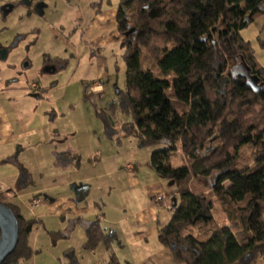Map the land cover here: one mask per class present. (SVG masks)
<instances>
[{"label": "trees", "instance_id": "obj_1", "mask_svg": "<svg viewBox=\"0 0 264 264\" xmlns=\"http://www.w3.org/2000/svg\"><path fill=\"white\" fill-rule=\"evenodd\" d=\"M118 3L126 84L117 88L118 102L94 108L110 140L134 137L138 148L166 145L152 151L150 166L174 181L177 206L171 203L172 217L159 229V242L176 264H253L264 258V89L255 92L247 84L243 62L263 85L264 67L242 31L264 16V0ZM143 51L155 68L144 66ZM84 87L85 99H93L90 84ZM118 110L132 119L118 121ZM244 145L261 150L253 166L239 160ZM179 148L186 163L175 167L171 153ZM195 179L203 183L196 190ZM10 193L0 190V202L18 219L19 241L2 264H20L35 253L30 237L39 220L27 219ZM240 223L242 235L234 228ZM191 226L202 233L185 234ZM115 243L117 236L99 218L90 223L85 250L104 246L108 264H122L112 251ZM67 256L78 264L73 250Z\"/></svg>", "mask_w": 264, "mask_h": 264}, {"label": "rangeland", "instance_id": "obj_2", "mask_svg": "<svg viewBox=\"0 0 264 264\" xmlns=\"http://www.w3.org/2000/svg\"><path fill=\"white\" fill-rule=\"evenodd\" d=\"M12 1L21 2V0H0V13L2 6ZM46 2L49 3L45 13L46 19H11L19 14L18 11L10 15L9 19H0V46L6 48L16 42L15 46L10 49L7 59L2 60L0 58V85H13L19 89L28 90L29 96L16 95L15 97L22 96V98L16 100L15 103H18L16 104L18 109H27L28 112L30 109L32 110L31 114L34 116L31 117V128L39 129V138L44 139L50 129L54 127L56 131L64 135L54 137L55 149L58 144L61 147L64 145L71 146L78 151L79 156L76 158L78 168L76 165L71 166L70 170L74 174L70 175L72 176L70 178L92 177L95 181L90 180L86 183L73 181L68 187L63 184L67 179V175H64L59 177L61 188L58 190L68 189L73 200L71 202L72 209L81 208L85 214H88L89 209L92 208V204H90V208L87 207L88 200L99 199L101 196L105 199L107 193L106 189L101 191L92 187L100 182L95 176L100 171H107L111 165L114 167L118 158L132 156L133 144L136 141L134 137L125 138L120 143L116 138L110 140L105 134L104 124L97 117L94 108V104L99 108H104L110 103L118 102L117 88L124 89L126 84L125 50L122 47V42L114 41L101 48L96 45L101 39L99 35L103 34V31L106 32L104 34L106 36L112 29L117 28L119 0H75L73 3L69 0H46ZM101 2L102 6L100 5ZM90 3L97 4L96 9L102 8L103 12L97 14L96 9L92 8ZM44 25L65 27L66 34H70L71 31L68 30L73 27L81 26V29L86 32L87 43L80 42L77 34H70L72 35V42H75L74 44L80 48L79 56L66 53L61 42L48 37L44 32L42 35L40 32H31L32 29L36 27L40 29ZM101 25L105 26L101 27ZM259 35L257 23L243 31V37L252 42L258 61L264 64V38L259 40ZM97 36L99 37L98 41L92 40ZM45 53L52 54L54 57L69 59L71 62L67 68L58 74H49L43 71L44 68L42 70L43 54ZM142 58L144 66L155 68L153 59L144 51ZM26 63L30 64L31 67H26ZM101 78H103V83L99 81ZM32 83H37L45 90L54 91L55 89V91L51 93L45 91L39 98L30 96L35 93L30 91ZM86 83L90 84V88L93 87V89L89 88V91L95 93L93 99L86 100L84 97V85ZM47 113L49 116L52 113L57 116L55 126L54 124L53 126L50 124L46 126L48 123L44 116L47 118ZM115 118L118 121L132 119L131 116L124 115L119 110L116 112ZM19 127L24 130L29 127V124L24 122ZM50 143L47 142L41 146L43 158L35 159L33 175L36 182H41L43 179L63 171V168L55 165V161L53 163V159H51L52 145ZM216 144L217 142H212L210 146ZM178 145L180 146V144ZM165 147L166 145L153 148H138L136 146L139 151L138 162L145 166L151 159L153 150ZM259 152H261L260 148L244 145L240 148L239 160L244 165L253 166ZM93 154H95V160L98 161L99 167L94 165ZM171 163L175 167L186 163L180 148L171 153ZM149 167L150 164H148L147 169ZM5 168V166H0V178H2ZM169 181L174 184V181ZM193 184L194 190L203 185L196 179ZM47 194L51 193L47 191L39 193V200L43 204L34 210H30L32 199L30 200L29 197L21 196L18 198L14 196L15 198H13V202L22 209V213L27 219L37 220L41 217V221L35 225L30 237V243L34 247L35 253L31 259L20 264H70L71 260L67 256L70 250L74 251L78 264H94L91 252L84 249L86 237L82 223H77L76 228L70 230V220H75V217L63 214V211L60 215L49 213L45 206L48 202ZM115 198L116 194L113 193L111 199L114 200ZM169 200L172 202V198ZM61 208L63 209L64 206ZM214 218L217 224L222 225L224 223L219 211L214 212ZM234 228L236 232L241 234L244 225L240 223V226L235 225ZM202 231L200 227L191 226L184 233H192L198 236ZM99 249L100 252L95 260L98 264H105L102 261V256L107 253V250L103 247ZM260 259L264 260V258H259L253 264H257Z\"/></svg>", "mask_w": 264, "mask_h": 264}, {"label": "crops", "instance_id": "obj_3", "mask_svg": "<svg viewBox=\"0 0 264 264\" xmlns=\"http://www.w3.org/2000/svg\"><path fill=\"white\" fill-rule=\"evenodd\" d=\"M69 1L73 3L75 0ZM90 5L94 9L97 8V4L90 3ZM100 5L102 6V2ZM102 12V8L96 9L97 14H101ZM255 23L258 24L259 28V40H263L264 16L258 18L253 24ZM103 26L105 25H101V27ZM79 27H73L68 31H71L70 33L72 34H77L80 42L84 41L87 43L86 32L81 29V26ZM116 27L107 33L106 36L104 35L106 32L103 31V34L99 35L101 36L99 41L98 36L92 40H97L96 45L100 48L114 41L122 42L123 36L118 31L117 19ZM59 28V26L44 25L43 30L47 33L48 37L55 38L58 42H61L66 53L79 56L80 48L74 44L75 42H72V35L69 37L63 35L59 31ZM74 28H76V31L73 30ZM65 60L68 61V64L71 62L69 59ZM260 64L264 67L262 62ZM99 81L103 83V78L99 79ZM101 87L103 88V86ZM90 89H93V87ZM31 90L35 94H43L45 91L51 93L53 91L45 90V88L39 85L37 90ZM16 95L29 96L28 90H22L13 87V85H0V166L6 167L3 170L4 174L2 178H0V190H11L10 196L12 198L22 196L29 197L30 200L34 198L40 199L39 193L50 192V196L47 194L48 202L45 204L48 212L60 215L63 211V214L75 217V220H70V230L75 229L77 223H82L85 237L90 223L99 218L101 226L106 231H113L117 236L119 244L115 243L112 251L115 252L122 264H176L170 249L162 246L158 240V231L170 222L172 212L163 206V203H158L155 200L157 196H163L167 201H170V198L173 199L175 184L162 178L151 166L147 169L150 160L145 166L138 162L139 151L136 149L137 141L133 144L132 156L118 158L114 167L111 165L107 171H100L95 176L100 182L92 187L101 191L106 189L107 193L105 199L101 196L99 199L92 198L88 200L86 205L90 208V204H92V208L89 209L88 214H85L81 208L78 210L72 209L71 202L73 200L71 195H69L68 189H64V191L58 190L61 188L59 177L67 175L66 182L63 184L68 187L73 181L86 183L87 181L95 180L92 177L70 178L72 177L70 175L74 174L70 170L71 166L76 165L78 168L76 164V158L79 156L78 151L71 146L64 145L61 147L58 144L55 149L54 137L57 135L62 137L64 135L56 131L54 127L50 129L44 139L39 138V129L31 128V117L34 116L31 114L32 110L30 109L28 112L27 109H18L16 105L18 103H15V101L20 100L22 96L15 97ZM47 116V118L44 116L48 123L46 126L49 124L52 126L54 124L55 126L57 116L53 119H51L48 113ZM24 122L29 124V127L23 130L19 125ZM44 140L45 142H43ZM47 142H51L50 144L52 145V155L51 152L50 155L53 163L55 161V165L57 164L62 167L63 171L54 176L47 177L41 182H36L33 175L35 169L34 162L36 158H43L41 146ZM94 155L92 158L95 163L94 165L95 167H99ZM27 172L29 176L26 174ZM192 185H194L193 182ZM113 193L116 194L114 200L111 199ZM42 204L40 203L41 206ZM61 206H64V208L62 209ZM37 220L40 222L41 217ZM100 247L105 248L104 246H99L96 250L89 251L94 258V264H98L95 258H97L100 252ZM106 250L107 253H104L102 256V261L108 264L110 250ZM257 264H264V260L260 259Z\"/></svg>", "mask_w": 264, "mask_h": 264}, {"label": "water", "instance_id": "obj_4", "mask_svg": "<svg viewBox=\"0 0 264 264\" xmlns=\"http://www.w3.org/2000/svg\"><path fill=\"white\" fill-rule=\"evenodd\" d=\"M13 10L9 8L5 13L8 14ZM9 49H0V57L2 60L7 59ZM247 70V84L255 91L259 92L264 89V85L258 75L252 73V69L243 62ZM31 96L39 98V94H31ZM47 198V196H46ZM177 206V197L172 199V209ZM0 264L9 257L16 249L19 241V222L13 210L0 202Z\"/></svg>", "mask_w": 264, "mask_h": 264}, {"label": "flooded vegetation", "instance_id": "obj_5", "mask_svg": "<svg viewBox=\"0 0 264 264\" xmlns=\"http://www.w3.org/2000/svg\"><path fill=\"white\" fill-rule=\"evenodd\" d=\"M10 7H12L13 10L9 12L8 14H6L5 12L9 10ZM48 7H49V3L46 2V0H21V2L20 1L19 2H14V1L7 2L1 8L0 19H9L10 15L15 13L16 11H18L19 14L15 17H12L11 19H46L45 13ZM73 30L76 31V28H74ZM59 31L63 35H66L67 37H69L70 34H72V33L66 34L64 27H60ZM31 32H36V33L40 32L41 33L40 35H42L43 32L47 34L43 30V28L39 29L38 27L32 29ZM15 44L16 42L15 43L13 42V44H11L10 47H6V48L10 50L12 49L13 46H15ZM0 49H4V47L0 46ZM25 66L31 67V65L27 63L25 64ZM67 67H68L67 60L63 58L54 57L52 56V54H49V53L43 54L42 70L44 68L43 70L44 72H47L49 74H58L61 70ZM37 94H40V93H37Z\"/></svg>", "mask_w": 264, "mask_h": 264}, {"label": "built area", "instance_id": "obj_6", "mask_svg": "<svg viewBox=\"0 0 264 264\" xmlns=\"http://www.w3.org/2000/svg\"><path fill=\"white\" fill-rule=\"evenodd\" d=\"M31 88L34 90L38 89V84L37 83H32L31 84ZM156 202L158 203H163V206H165L167 209L171 208V201H167L165 197L163 196H157L155 198ZM40 200L38 198H35L32 200L31 204H30V210H34L36 207L40 206Z\"/></svg>", "mask_w": 264, "mask_h": 264}]
</instances>
